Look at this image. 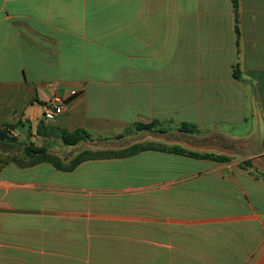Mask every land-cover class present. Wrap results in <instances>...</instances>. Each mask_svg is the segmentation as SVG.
I'll use <instances>...</instances> for the list:
<instances>
[{
	"label": "crops",
	"instance_id": "obj_1",
	"mask_svg": "<svg viewBox=\"0 0 264 264\" xmlns=\"http://www.w3.org/2000/svg\"><path fill=\"white\" fill-rule=\"evenodd\" d=\"M6 124L0 264H264V0H0Z\"/></svg>",
	"mask_w": 264,
	"mask_h": 264
},
{
	"label": "trees",
	"instance_id": "obj_2",
	"mask_svg": "<svg viewBox=\"0 0 264 264\" xmlns=\"http://www.w3.org/2000/svg\"><path fill=\"white\" fill-rule=\"evenodd\" d=\"M231 3H232L234 10H236L237 0H231ZM235 31H236V34H238L237 26L235 27ZM233 76L235 78L239 77L237 70L233 72ZM158 125H159L158 121H151L149 123H135L133 128L136 131H151L154 127ZM41 126H42V123L40 124V127ZM7 128L12 129L14 128V125L6 124L4 127L0 128V142L14 140L12 137L9 136L8 134L9 131ZM56 130L57 132L55 133H57V136L66 145H75L78 142L88 138V133L82 129H77L74 131H67L64 129H56ZM179 130L185 133H193L195 131V127L192 125L182 124L179 126ZM141 150H146V147L142 145H135L131 147L129 152L136 153ZM33 151L37 152L38 154H41L43 152L41 149H33ZM163 151H166L168 153L175 154V155L185 156V157L192 158V159H208V160H212L215 162H221V163L228 162L230 160L228 156L214 155V154H209V153L201 154V153L186 150L180 147H169V148L163 149Z\"/></svg>",
	"mask_w": 264,
	"mask_h": 264
},
{
	"label": "built area",
	"instance_id": "obj_3",
	"mask_svg": "<svg viewBox=\"0 0 264 264\" xmlns=\"http://www.w3.org/2000/svg\"><path fill=\"white\" fill-rule=\"evenodd\" d=\"M75 95V91H70L67 95H53L49 101L42 104L43 118L45 120L55 119L64 111L68 100Z\"/></svg>",
	"mask_w": 264,
	"mask_h": 264
},
{
	"label": "rangeland",
	"instance_id": "obj_4",
	"mask_svg": "<svg viewBox=\"0 0 264 264\" xmlns=\"http://www.w3.org/2000/svg\"><path fill=\"white\" fill-rule=\"evenodd\" d=\"M195 130H196V129H195ZM194 132H195V131H194ZM194 132H193V133H194ZM172 136H174V135L172 134L171 137H172ZM173 140H175V138H172V139H171V142H172V143H171V147H173V145H178V144H175V143L173 142ZM149 144H150V143H149ZM140 145L143 146V144H140ZM147 145H148V144H147ZM144 146H146V145H144ZM157 146H158V145H156V147H157ZM177 147H179V146H177ZM163 148H164V149H165V148H169V146H166V145H165ZM122 153H123V154L126 153V150H124V152H122ZM190 161L193 162L194 164H188V165H189L188 167H192V166H196V167H197V166L199 165V164L196 165V161H193V160H190ZM183 167L187 168V166H183Z\"/></svg>",
	"mask_w": 264,
	"mask_h": 264
}]
</instances>
